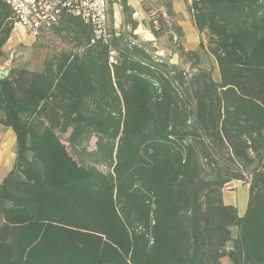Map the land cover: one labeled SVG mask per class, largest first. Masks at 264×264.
Masks as SVG:
<instances>
[{"label": "trees", "instance_id": "trees-1", "mask_svg": "<svg viewBox=\"0 0 264 264\" xmlns=\"http://www.w3.org/2000/svg\"><path fill=\"white\" fill-rule=\"evenodd\" d=\"M160 5L167 19L149 21L151 34L196 60L171 1ZM188 8L218 82L129 41L138 24L127 0L129 33L119 29L110 47L64 15L51 31L72 51L41 72L0 76V125L16 147L0 183V264H264V0ZM13 23L0 0V58ZM235 180L249 186L241 217L222 199Z\"/></svg>", "mask_w": 264, "mask_h": 264}, {"label": "rangeland", "instance_id": "rangeland-1", "mask_svg": "<svg viewBox=\"0 0 264 264\" xmlns=\"http://www.w3.org/2000/svg\"><path fill=\"white\" fill-rule=\"evenodd\" d=\"M184 1L187 4V9L189 10V4L186 0ZM159 15L160 13L157 14V16ZM115 22V17L111 12L110 23L112 25L116 24L122 32L129 33L128 27L123 24L122 26H119L120 24ZM148 23L149 20L147 24ZM125 36L127 35L125 34ZM136 37V39H132L130 37L128 38L129 41L131 40L134 43L143 45V47L146 48V50H148L155 59L173 64L184 71L187 75L196 73L197 71H207L210 73L214 81H219L216 61L207 51V40L205 37H199V44L194 50L186 49L183 46L185 50L194 51L197 55L196 60L190 62L185 60L182 61L177 54L174 56L175 41L171 42L168 35H165L162 38H154L155 40L153 42L143 40V38H139L137 35ZM183 42L184 40H182V45ZM72 50L73 47L69 43L68 37L64 34L57 35L50 30L41 33L37 37H32L21 28L15 27L11 32L9 40L3 47L4 55L0 58V76L12 78L19 71L41 72L46 59L57 57L62 52H70ZM158 53H160L161 56H159ZM59 138L62 142H65L67 134H59ZM84 146H86L88 151L93 150L96 146L95 138H92ZM15 151L16 147L14 134L10 129L0 125V183L14 164ZM71 153L75 156L73 151H71ZM99 169L103 172L107 171L104 167H99ZM249 170L250 169L244 172L245 181L250 180V176L248 174ZM223 189L225 190L224 196L226 198H231V202L237 203L239 205V212L241 213L242 206L240 204L245 203L246 206V202L248 200V188L244 182L236 180L231 181L226 184ZM1 224L2 220L0 219V225ZM235 233L236 229L233 228L232 235L234 236ZM225 263L227 264V262ZM229 264H231L230 261Z\"/></svg>", "mask_w": 264, "mask_h": 264}, {"label": "built area", "instance_id": "built-area-1", "mask_svg": "<svg viewBox=\"0 0 264 264\" xmlns=\"http://www.w3.org/2000/svg\"><path fill=\"white\" fill-rule=\"evenodd\" d=\"M13 14V27H19L30 36L37 37L58 26L64 15L77 17L92 31L91 43L110 47L119 28L110 23L114 7L121 10L123 0H3ZM166 1V0H161ZM193 0H186L190 5ZM160 15L167 19L163 6ZM157 12L151 9L147 15L154 27L158 26ZM156 16V17H155ZM133 17V15H132ZM13 28V29H14ZM114 51L109 53V63L114 62ZM161 56L160 53H158Z\"/></svg>", "mask_w": 264, "mask_h": 264}, {"label": "crops", "instance_id": "crops-1", "mask_svg": "<svg viewBox=\"0 0 264 264\" xmlns=\"http://www.w3.org/2000/svg\"><path fill=\"white\" fill-rule=\"evenodd\" d=\"M170 1L172 3V9L174 12L173 20L176 21V23L181 27V29L184 33L183 46L189 50L196 49L197 45L199 44V39H200L199 37H204V36L199 34L197 32V30L195 29L191 13L187 9V4L185 3L184 0H170ZM160 3H161V0H127L128 6L133 11V17L132 18L138 24L136 30L134 31V34L139 36V38H143V40H146L149 42H153L155 40L153 35L151 34L149 28H148L147 22H148L149 18H148L146 9H149V11L151 9H154L157 13H160V12H162ZM113 15L115 17V21L118 24H120L119 26H122L121 10H119L117 7H114ZM174 56H176V54ZM12 133H13V131H12ZM245 185L247 188L249 187L248 184H245ZM224 191L225 190L223 189L222 190V199H223L224 204L235 206L237 208L238 215L240 217L243 216L245 213V210H246L245 203L240 204L242 206V212L240 213L239 212V205L237 203L231 202L230 201L231 198H226L224 196ZM246 205H247V202H246ZM235 235H236V233H235ZM226 248H227V251H229L230 250V244H227ZM229 261L230 260L228 257H223L221 259L222 264H226L225 262H227V264H229Z\"/></svg>", "mask_w": 264, "mask_h": 264}, {"label": "bare ground", "instance_id": "bare-ground-1", "mask_svg": "<svg viewBox=\"0 0 264 264\" xmlns=\"http://www.w3.org/2000/svg\"><path fill=\"white\" fill-rule=\"evenodd\" d=\"M11 149V148H10ZM2 153V152H1ZM5 157V156H4Z\"/></svg>", "mask_w": 264, "mask_h": 264}]
</instances>
